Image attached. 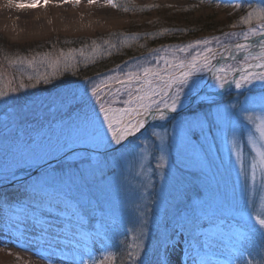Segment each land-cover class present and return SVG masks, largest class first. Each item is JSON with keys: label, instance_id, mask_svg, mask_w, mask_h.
I'll use <instances>...</instances> for the list:
<instances>
[{"label": "snow or ice", "instance_id": "6c2138e0", "mask_svg": "<svg viewBox=\"0 0 264 264\" xmlns=\"http://www.w3.org/2000/svg\"><path fill=\"white\" fill-rule=\"evenodd\" d=\"M220 3L246 5L232 25L244 30L152 48L95 77L72 79L140 38L10 61L19 77L12 88L0 75V244L47 264H264V0ZM41 84L55 95L18 94ZM218 90L238 91L222 102ZM113 185L125 193L116 205Z\"/></svg>", "mask_w": 264, "mask_h": 264}, {"label": "rangeland", "instance_id": "374dc122", "mask_svg": "<svg viewBox=\"0 0 264 264\" xmlns=\"http://www.w3.org/2000/svg\"><path fill=\"white\" fill-rule=\"evenodd\" d=\"M57 5H60L67 9V12L71 15H75L81 19L83 15L82 11L86 6H89V0H81L77 6L73 3H62L61 0H51ZM3 3V0H0ZM256 6L260 3V0H249ZM102 6L100 9L89 11V18L87 21L78 22L73 20L68 24H62L53 18V14H49L45 21H42L43 26L29 27L28 25L21 27L18 26L10 18L0 19V42L2 49L0 51V75L5 78V81H11L12 88H18L19 73L16 68L12 67L10 61H15L19 57H27L31 59L34 56H42L45 53L51 52L57 53L60 49L68 51L70 48H85L86 53L88 51V45L92 41H96L98 44L102 43L105 39H113L120 35L137 36L140 39L132 42V46L123 47L118 53L113 50L111 57H116L120 53L127 55V51L131 50L136 44L144 45L145 47L150 44L149 50L152 48L167 47L169 45H186L188 43L195 42L199 39H211L215 36H223L224 33L239 32L244 29L241 27L233 28V24H238L239 19L246 14L239 13L240 8L224 7L222 3L218 6V0H116L120 7L113 8L108 5L107 0H101ZM139 6V14L134 12V7ZM124 8L128 10L125 11ZM106 10V12H103ZM239 13V14H238ZM238 15V16H237ZM237 16V17H236ZM167 21V22H166ZM175 24L180 29L176 30L180 32H174L171 30L170 25ZM163 25L166 34L173 33L174 35L180 34L178 37L180 40L169 41L164 45L155 44L158 40L151 38L154 34L151 31L153 26ZM136 27L132 31L128 32L131 27ZM187 28H185V27ZM216 26V27H215ZM144 27V28H143ZM210 27V28H208ZM215 27L213 31L211 28ZM146 28V29H145ZM198 33L197 36H190L191 30ZM205 28H208L204 30ZM139 30V31H138ZM200 32H199V31ZM204 30V31H203ZM155 31V30H153ZM185 33V34H184ZM184 34V35H183ZM185 38H182L185 36ZM148 36L149 39H144ZM169 36V35H168ZM167 37V36H166ZM113 42H117L113 39ZM227 43H234L235 41H225ZM148 50V51H149ZM148 51L137 54L133 53L131 56H126L120 63L130 61L136 57H142L147 54ZM110 59L108 56H103L97 59L96 64H90L87 68L81 66V71L78 77H72V79H80V75L86 73L91 67L97 66L101 60L107 61ZM111 66L99 73H107L109 69L115 67ZM24 71L31 72V69H22ZM41 71L44 69L41 68ZM98 74H89L87 77H95ZM25 83H28L25 80ZM48 86L43 84L39 85L37 89L19 90L18 94L26 100L43 99L46 97L54 96L55 89L49 91L46 90ZM223 92V90H218ZM238 90H235L230 95H225L220 99L222 102H228L232 99ZM243 99V97H240ZM247 151V149H246ZM234 175H225L222 183V190L230 192ZM167 193V189H166ZM202 189L192 187L187 193L191 199L195 200L200 197ZM131 196V193H128ZM106 198L116 205L118 200L125 198V193L122 189H118L113 185L107 192ZM159 199V197H157ZM127 217H125L126 223ZM121 231L124 229L121 228ZM123 239V237H120ZM111 243V242H109ZM99 248L100 245H97ZM114 251V249H109ZM99 255V253H97ZM118 255V254H117ZM19 257V259H17ZM0 264H47V261L35 256L31 251H24L14 245L0 244ZM105 264H120V260L106 261Z\"/></svg>", "mask_w": 264, "mask_h": 264}, {"label": "bare ground", "instance_id": "6f19581e", "mask_svg": "<svg viewBox=\"0 0 264 264\" xmlns=\"http://www.w3.org/2000/svg\"><path fill=\"white\" fill-rule=\"evenodd\" d=\"M9 0H3V3L0 2V19L1 18H10L12 19L18 26L24 27L28 25L29 27H40L43 26L42 21H45L49 14H53V18L62 24H68L71 21L77 20L78 22L87 21L86 18H89V11L91 12H98L94 11L99 7L102 6L101 0H97L96 3H90L89 6H86L85 9L82 11L83 17L80 19L75 15L69 14L67 9L64 7L55 4L50 0L47 6H44L43 3L39 7L35 8H16L8 7ZM31 0H14V3H30ZM103 11V10H102ZM103 12H106L104 10ZM221 94L225 95L223 92Z\"/></svg>", "mask_w": 264, "mask_h": 264}, {"label": "trees", "instance_id": "16d2710c", "mask_svg": "<svg viewBox=\"0 0 264 264\" xmlns=\"http://www.w3.org/2000/svg\"><path fill=\"white\" fill-rule=\"evenodd\" d=\"M121 9H122V7H120ZM135 9H134V12H136V13H138L139 14V11H140V7L139 6H135L134 7ZM247 11V8H246V5H245V7H243V8H240V12L239 13H241V14H244L245 12ZM238 13V14H239ZM238 16V15H237ZM236 16V17H237ZM167 22V21H166ZM170 25V28H171V30L172 31H176V30H178V29H180V27H176V25L175 24H168L167 26H169ZM167 26H163V25H156V26H153L152 27V30H148V31H151L152 33H158V32H164V33H166L167 31H165L164 30V28L165 27H167ZM185 27V26H184ZM216 27V26H215ZM215 27H212L211 29L213 30V31H215L216 30V28ZM134 28H136V27H131L129 30H128V32H130V31H132ZM144 28V27H143ZM185 28H187V27H185ZM208 28H210V27H208ZM208 28H205L204 30H206V29H208ZM146 29V28H145ZM153 30H155V31H153ZM193 30H196L195 28H193L191 31V34H190V36H197L198 35V33L197 32H195V31H193ZM203 30V31H204ZM139 31V30H138ZM181 30H179V31H176V32H180ZM199 31V30H198ZM200 32V31H199ZM185 34V33H184ZM183 34V35H184ZM169 35V36H168ZM180 35V34H179ZM178 34H176V35H174L173 33H171V34H166V36H165V34L164 35H162V36H156L157 38H158V40L155 42V44H162V45H164L165 43H169V41H177V40H180V38L178 37L179 36ZM186 37V35L185 36H183L182 38H185ZM152 43V42H151ZM151 43H149V45L148 46H146V47H144V48H141L140 47V45H139V43L138 44H136V46L135 47H133L131 50H129V51H127V55H123V54H119V55H116V57H110V59H107V61H104V60H101V62H99V64H97V66H94V67H91L86 73H84V74H82V75H80V77H82V76H86V75H89V74H95V73H99V71H102V70H104V69H106V68H108V67H111V66H114L116 63H120V61H122L126 56H131L133 53H137V54H140V53H143V52H145V51H148L149 50V47H150V44ZM0 47H1V49H2V45H1V42H0ZM1 49H0V51H1Z\"/></svg>", "mask_w": 264, "mask_h": 264}]
</instances>
